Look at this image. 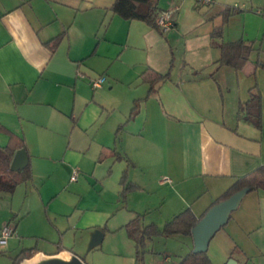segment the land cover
Returning a JSON list of instances; mask_svg holds the SVG:
<instances>
[{
  "label": "crops",
  "instance_id": "obj_1",
  "mask_svg": "<svg viewBox=\"0 0 264 264\" xmlns=\"http://www.w3.org/2000/svg\"><path fill=\"white\" fill-rule=\"evenodd\" d=\"M114 3L0 0V148L22 139L32 173L14 193L0 192V230L15 232L0 253L11 260L37 248L35 256L70 252L90 264L83 255L107 239H129L132 252L125 227L136 214L158 228L170 221L163 220L162 187L171 186L172 219L189 208L200 219L238 179L264 166V61L241 71L216 64L217 44L258 40L247 14L232 17L213 40L224 9L208 20L196 0H161L159 15L172 13L174 22L164 33L115 15ZM237 18L245 22L234 28ZM63 33L55 52L45 46ZM149 69L170 79L150 92L142 77ZM101 77L106 82L94 89ZM252 93L262 99L261 130L241 110ZM125 172L139 187L126 200ZM179 205L183 211L174 210ZM98 230L103 241L89 250ZM40 242L57 244L56 251ZM212 244L213 264H264V191L246 195L209 251ZM127 260L136 264L134 251Z\"/></svg>",
  "mask_w": 264,
  "mask_h": 264
},
{
  "label": "trees",
  "instance_id": "obj_2",
  "mask_svg": "<svg viewBox=\"0 0 264 264\" xmlns=\"http://www.w3.org/2000/svg\"><path fill=\"white\" fill-rule=\"evenodd\" d=\"M158 3L159 0H115V3L112 6V12L126 21H142L147 23L150 27L160 30L158 25L160 17L158 13ZM195 9H201L199 2H197V7ZM242 13L243 11L241 9L232 8L230 6L225 7V9L219 14L222 17V24L214 28L211 33L212 39H221L223 37L224 27L229 23L230 19ZM65 34L66 33H63L47 42L45 46L50 48L52 52H55L62 43ZM216 46L221 50V58L216 63L218 68L229 67L235 71H241L250 61V58L255 51L253 45L244 40L217 44ZM215 73L216 72L212 74V77ZM142 77L143 81L150 85V92H152L156 84L164 83L170 79V73L163 75L149 69L144 72ZM241 110L245 112V119L248 122L252 123L256 128L260 130L262 129V99L259 93H252L250 99L241 106ZM137 114L138 105L136 104L131 111L129 120L133 119ZM121 130L122 128H120L118 134ZM24 149H26V145L24 141L19 138H13L7 147L0 148V192L14 193L19 185L31 180L32 173L30 167H27L22 172L11 171V164L15 153ZM122 186V197L124 200H126L128 193L139 190L138 186L129 182L127 172L124 173ZM246 188L250 189V193L264 191V166H261L250 175L238 179L224 193V195L216 201L215 204L229 199L234 194ZM200 219H198L189 208L176 215L172 220L168 221L162 229H160L155 224L147 225L145 223V216L136 214V217L125 227L128 237L135 243L136 264H144L147 241L160 236L167 238L175 236L192 238V229ZM37 253V248L23 250L12 260V264H21L22 261L31 259ZM178 264L213 263L208 253H191L185 256Z\"/></svg>",
  "mask_w": 264,
  "mask_h": 264
},
{
  "label": "rangeland",
  "instance_id": "obj_3",
  "mask_svg": "<svg viewBox=\"0 0 264 264\" xmlns=\"http://www.w3.org/2000/svg\"><path fill=\"white\" fill-rule=\"evenodd\" d=\"M158 3V6L160 4ZM215 6L212 7L210 11L207 10L206 7H203L199 10H197L198 14H200L202 17L209 20V12L214 13L215 17L217 18V12L220 11V9H225V7L230 6L232 8H238L243 11L242 14L246 15V28L249 30L250 35L253 37L254 35L258 37V40L251 41L250 44L253 45L254 49H259V55H257L258 52L254 51V54L252 55V60H250L249 63H247L246 66L250 67L251 65H254L255 58L258 57L261 61H264V0H215ZM162 4V3H161ZM163 7V6H161ZM160 8H158L159 10ZM160 11V10H159ZM158 11V13H159ZM241 15V14H240ZM239 16V15H237ZM235 17V16H234ZM221 20V18H220ZM244 22L242 23L239 18L235 19L233 21L232 26L234 28L240 27V25H244ZM222 24V23H221ZM220 24V25H221ZM219 25V26H220ZM226 27V26H225ZM224 27V31H225ZM224 35V32H223ZM250 37V36H246ZM250 58V59H251ZM168 175V173H166ZM161 194L160 195H166L168 199V203L166 202L165 208H164V219L171 220L173 217V214H171V209L169 210L168 204L171 203L170 195H171V186L167 185L165 187H162ZM184 206H177L174 208L177 211H180L179 209L182 208L183 211ZM169 212H167V210ZM180 212H177L179 214ZM236 214V213H235ZM236 216V215H233ZM150 222L147 221V224ZM163 227V224L160 225V228ZM80 233L78 234V237L80 236ZM75 236V233L72 232L71 235H68L66 237V243L69 241H73ZM129 239H125L124 241L115 243L109 239L106 240V242L102 245V247H99L98 249L92 251L91 253H88L87 255L84 254V257H88V263L94 264V261L96 264H126L128 262L127 258L130 259L131 253L134 251L135 257H136V250L134 249L132 252H130L131 247L128 245L130 244L128 241ZM36 242V240H35ZM191 242H193V239L186 238L182 236H177L174 238H167L164 236L156 237L153 240L147 241L146 243V253L144 256V264H178L183 257L191 253L190 247ZM61 244V242H58ZM40 242V249H42L43 245ZM57 244H49L47 247H43L45 251L48 252H55ZM59 245V244H58ZM66 246V245H65ZM214 245H211V249L208 252V255L211 259H214L218 263V256L215 254ZM69 247V246H67ZM103 250V252L101 251ZM105 251V252H104ZM121 252V256L117 255L116 253ZM130 252V253H128ZM128 253V254H126ZM9 254H3L0 253V264H10L12 261ZM86 257V258H87ZM169 257L168 261H166V258ZM85 263V262H84ZM86 264V263H85Z\"/></svg>",
  "mask_w": 264,
  "mask_h": 264
},
{
  "label": "water",
  "instance_id": "obj_4",
  "mask_svg": "<svg viewBox=\"0 0 264 264\" xmlns=\"http://www.w3.org/2000/svg\"><path fill=\"white\" fill-rule=\"evenodd\" d=\"M29 163V156L26 150L16 152L11 164L12 172H22ZM250 193L246 188L234 194L227 200L221 201L211 207L206 214L198 221L192 229V239L194 242L193 254H206L209 252L211 241L229 223L231 216L236 212L243 199ZM104 238V234L98 230L93 236L89 250L98 247ZM25 264H85L77 255L70 252L56 255H37ZM229 264H236L233 260Z\"/></svg>",
  "mask_w": 264,
  "mask_h": 264
},
{
  "label": "built area",
  "instance_id": "obj_5",
  "mask_svg": "<svg viewBox=\"0 0 264 264\" xmlns=\"http://www.w3.org/2000/svg\"><path fill=\"white\" fill-rule=\"evenodd\" d=\"M204 7H211L215 4L214 0H196ZM158 25L160 27V30L164 33H168L170 30L174 28V22L172 20V13H165L163 15H160L158 20ZM106 82L105 77H101L99 79H95L91 82V85L94 89L101 88L104 83ZM78 180V174H74L71 178L72 182H75ZM14 229L11 226H5L0 230V248L4 249L6 248L8 244V240L14 236Z\"/></svg>",
  "mask_w": 264,
  "mask_h": 264
}]
</instances>
